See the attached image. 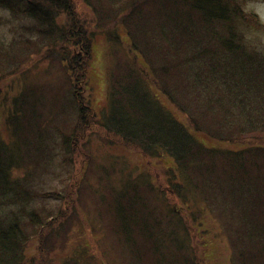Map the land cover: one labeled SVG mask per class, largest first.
I'll return each instance as SVG.
<instances>
[{"label": "trees", "instance_id": "16d2710c", "mask_svg": "<svg viewBox=\"0 0 264 264\" xmlns=\"http://www.w3.org/2000/svg\"><path fill=\"white\" fill-rule=\"evenodd\" d=\"M246 2L0 0L13 33L10 42L0 39V82L26 73L24 61L39 56L64 83L24 81L3 112L0 264H54L52 248L88 210L127 264H200L194 235L212 241L217 219L231 264H264V45L250 41L245 24L260 21ZM98 35L127 47L125 55L111 48L99 123L146 158L171 159V203L149 173L145 181L120 176L119 186L102 176L92 206L69 199L80 123L87 126L94 110L87 91ZM51 176L60 182H47ZM142 182L166 210L143 198ZM187 207L196 232L186 226Z\"/></svg>", "mask_w": 264, "mask_h": 264}, {"label": "rangeland", "instance_id": "374dc122", "mask_svg": "<svg viewBox=\"0 0 264 264\" xmlns=\"http://www.w3.org/2000/svg\"><path fill=\"white\" fill-rule=\"evenodd\" d=\"M245 8L249 11L252 10L256 12L258 15L260 24H258V21H254L250 26L246 24L245 26L248 30L250 41L262 47V45H264V0H247ZM88 14V10L86 13L80 11V16L83 20L89 18ZM9 17L10 15L8 12L0 8V18L5 20L2 21L0 19V39H4L7 42H10L13 36L12 30H9V25L11 23L6 21ZM96 47L98 50L94 55V60L91 61L93 68L90 69L93 70L89 79L91 87L87 91L89 92V97H91L90 103H92L94 110H91L92 113L89 116L90 122L87 124L88 127L80 123V135L75 146V154L73 155L74 163L70 164V169L75 170V175L71 178L68 186V192L71 193L69 199H72L76 205L82 206L86 203V205L92 206L95 202L94 192L96 191L93 187L99 186L102 176L106 175L107 178L109 177L110 181L107 178L105 181L111 183L112 180L111 185L119 186L121 180L119 178L120 176L124 177L126 174L133 173L136 178L143 177V180H147L148 177L146 175L149 173V175L152 176L155 186H160L162 188L163 192H161V198L169 199V203H171L172 198L169 197L170 192H168L170 189V178L166 173L171 159L146 158L139 148L134 147V145L128 142L122 141V139L116 135L108 133L103 128L102 124L99 123V118H101V116L98 117L97 114L101 115L102 110L108 103L107 76L109 75L110 65L113 59L111 56V48H115L116 45L110 43L105 35H98ZM117 49L119 50V54L122 53L125 55L127 52V47L125 46H120V49ZM121 57L123 58L124 56ZM38 58L39 56H35L33 59L31 58L24 61L25 64L23 67L26 68V73H22V69L20 70L21 74L18 72L19 76L10 75V77L7 76L0 82L1 88L10 90V93L7 95L5 91L0 92V130L3 128V112H6L8 105L11 104L12 92H16L24 81L38 83L51 81L55 85L59 86V84H61L60 86L64 87L63 82L56 81L60 73L58 68H49L48 61H42ZM46 89H50V87ZM159 95L160 100L171 108L168 101L165 100V97L160 92ZM176 115L177 118L182 119L179 113H176ZM196 135H198L200 139L203 138V135L200 133H196ZM212 142L216 145H226L224 142ZM58 156L60 159L61 152H59ZM46 181L54 183L60 182L58 178L52 176L46 179ZM143 183L144 182H142L140 187L144 195L143 198L145 200L147 199L151 206H161L166 210L167 206L165 203L163 202L164 204L161 205L160 200L156 198L155 195L157 192L151 191L149 186V188H145V183ZM44 187L47 188L45 185ZM176 205L177 207L182 206L180 202ZM187 208L188 209L184 211L182 210L183 217L186 219V226L192 232H196L194 228L195 223L192 221L193 209ZM88 213L86 220L83 221L84 223L79 221L76 222L75 219L70 227V232L66 233L68 237L65 242L57 244L52 248L49 255L51 257L50 260H52L54 264H63L67 259L77 256L80 259V264H127L126 255L122 253L121 249L115 247L110 239L103 237L100 230H95V228L97 229L99 226L93 227L94 222L90 219L91 217H95L92 216L94 213L93 210H88ZM56 224L59 226V221H57ZM211 226H213V228L210 229L213 232V236H215L212 241L207 240L204 233H201L203 236L198 235V233L194 235L195 244L193 246L196 251L198 262L200 264H231L233 250L228 234H226V229L219 225L218 219L215 221V224H211ZM211 243L216 247H212L210 245Z\"/></svg>", "mask_w": 264, "mask_h": 264}]
</instances>
